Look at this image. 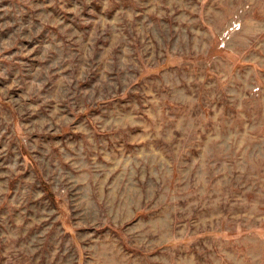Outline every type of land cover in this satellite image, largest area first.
Wrapping results in <instances>:
<instances>
[{"label":"rangeland","instance_id":"1","mask_svg":"<svg viewBox=\"0 0 264 264\" xmlns=\"http://www.w3.org/2000/svg\"><path fill=\"white\" fill-rule=\"evenodd\" d=\"M0 264H264V0H0Z\"/></svg>","mask_w":264,"mask_h":264},{"label":"trees","instance_id":"2","mask_svg":"<svg viewBox=\"0 0 264 264\" xmlns=\"http://www.w3.org/2000/svg\"><path fill=\"white\" fill-rule=\"evenodd\" d=\"M42 185H43V186L48 190V192H49V193L47 192L46 195H47L48 197L52 198V197H51V193H50L49 189L47 188V186L44 185V184H42Z\"/></svg>","mask_w":264,"mask_h":264}]
</instances>
